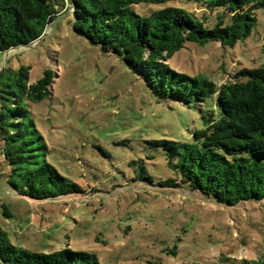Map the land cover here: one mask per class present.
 <instances>
[{
  "label": "rangeland",
  "instance_id": "rangeland-1",
  "mask_svg": "<svg viewBox=\"0 0 264 264\" xmlns=\"http://www.w3.org/2000/svg\"><path fill=\"white\" fill-rule=\"evenodd\" d=\"M36 42L0 54L2 68L28 67L29 84L50 72L49 93L27 102L46 147V161L82 189L53 200L18 195L7 184L0 142V229L16 247L53 253L69 247L100 264H240L264 255V201L226 207L187 187L154 183L177 178L154 142L190 143L202 117H218L215 96L203 104L158 101L115 56L72 31L68 6ZM165 8L187 11L212 28L222 10L169 0L131 6L148 17ZM250 35L234 47L185 43L169 66L220 85L240 69L264 65V7ZM225 20V19H224ZM7 213V216L4 213ZM0 264H2L0 262Z\"/></svg>",
  "mask_w": 264,
  "mask_h": 264
},
{
  "label": "trees",
  "instance_id": "trees-1",
  "mask_svg": "<svg viewBox=\"0 0 264 264\" xmlns=\"http://www.w3.org/2000/svg\"><path fill=\"white\" fill-rule=\"evenodd\" d=\"M169 0H0V54L39 40L58 15L62 3L72 11V31L125 64L158 100L203 104L215 96L218 117H202L204 128L190 143L154 142L167 156L177 178L154 183L142 167L137 174L161 188L187 187L205 199L226 207L264 201V65L243 68L220 85L201 76L173 70L168 61L187 42L219 43L234 47L246 39L256 24L255 12L264 0H193L209 12L222 10L217 23H203L178 8H165L148 17L130 8L139 3ZM225 19V20H224ZM29 68L0 70V142L9 167L7 184L18 195L53 200L81 193L79 185L62 176L46 161L43 138L31 119L27 102H38L49 93L50 72L29 84ZM7 216V213H4ZM2 264H100L93 253L66 247L37 253L16 247L0 229ZM240 264H264V255Z\"/></svg>",
  "mask_w": 264,
  "mask_h": 264
},
{
  "label": "water",
  "instance_id": "water-1",
  "mask_svg": "<svg viewBox=\"0 0 264 264\" xmlns=\"http://www.w3.org/2000/svg\"><path fill=\"white\" fill-rule=\"evenodd\" d=\"M70 13H72V11H70Z\"/></svg>",
  "mask_w": 264,
  "mask_h": 264
},
{
  "label": "crops",
  "instance_id": "crops-1",
  "mask_svg": "<svg viewBox=\"0 0 264 264\" xmlns=\"http://www.w3.org/2000/svg\"><path fill=\"white\" fill-rule=\"evenodd\" d=\"M0 206H1V204H0Z\"/></svg>",
  "mask_w": 264,
  "mask_h": 264
}]
</instances>
